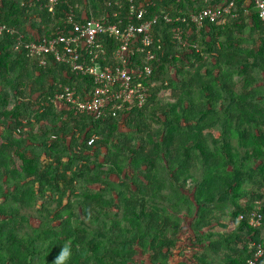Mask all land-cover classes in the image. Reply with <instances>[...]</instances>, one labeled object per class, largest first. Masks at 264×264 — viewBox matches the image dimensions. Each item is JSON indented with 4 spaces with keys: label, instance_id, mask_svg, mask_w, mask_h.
Masks as SVG:
<instances>
[{
    "label": "trees",
    "instance_id": "trees-1",
    "mask_svg": "<svg viewBox=\"0 0 264 264\" xmlns=\"http://www.w3.org/2000/svg\"><path fill=\"white\" fill-rule=\"evenodd\" d=\"M47 1L0 0V24L31 41L70 12L117 10V0H59L51 13ZM134 1H152L164 56L148 101L118 117L57 106L60 85L83 97L91 79L53 59L42 66L0 36V264H53L65 244L68 264H140V254L171 264L186 223L194 252L178 264H247L251 242L264 250V21L251 0L200 29L162 16L219 0Z\"/></svg>",
    "mask_w": 264,
    "mask_h": 264
},
{
    "label": "built area",
    "instance_id": "built-area-1",
    "mask_svg": "<svg viewBox=\"0 0 264 264\" xmlns=\"http://www.w3.org/2000/svg\"><path fill=\"white\" fill-rule=\"evenodd\" d=\"M29 0V6L33 2ZM209 0H204L207 2ZM239 0H225L203 8L187 17L171 19L167 14L162 16L166 23L181 22L186 26L194 25L198 29L205 23L225 25L228 17H236L235 9ZM264 21V0H251ZM59 0H48L43 7L54 13ZM117 10L104 11L99 16H90L81 12L77 17L70 12L61 25L51 26L35 40L25 41L24 35L16 28L5 23L0 24V36H15L14 50L25 52L27 57L35 59L45 66L49 59L67 66L75 75L89 77L92 87L82 97L76 87L60 85L55 94L56 103H65L75 115L87 114L94 119L106 116L118 117L134 108H141L151 97L156 86L154 72L158 69L164 56L161 40L154 36V26L159 15H148L152 1L137 6L134 0L128 1L125 17H121L124 5L120 0L115 3ZM107 2L106 6H110ZM76 5L75 7H77ZM184 30L177 27L174 33L182 46ZM113 42V45H112ZM96 139L92 137L88 144ZM258 204V203H257ZM260 207L250 214L249 225L259 227L263 221ZM253 255L247 264H258L264 256L261 245L251 242Z\"/></svg>",
    "mask_w": 264,
    "mask_h": 264
},
{
    "label": "rangeland",
    "instance_id": "rangeland-1",
    "mask_svg": "<svg viewBox=\"0 0 264 264\" xmlns=\"http://www.w3.org/2000/svg\"><path fill=\"white\" fill-rule=\"evenodd\" d=\"M240 79V77H236L235 80L238 81ZM168 95H165V98H167ZM168 99V98H167ZM228 229L230 230L233 228V224L232 221H230L228 219ZM188 224L186 223L183 232L180 235V243H179V249L175 250L176 256L174 258L171 259V264H178L180 262L183 261H188L189 259H192V255H193V249L190 247L188 248V237L190 236L191 231L188 229ZM224 229L221 227H216V231H223ZM147 255H137L135 257V260L140 263V264H148V260H147ZM189 263V262H188Z\"/></svg>",
    "mask_w": 264,
    "mask_h": 264
},
{
    "label": "clouds",
    "instance_id": "clouds-1",
    "mask_svg": "<svg viewBox=\"0 0 264 264\" xmlns=\"http://www.w3.org/2000/svg\"><path fill=\"white\" fill-rule=\"evenodd\" d=\"M71 257V248L69 244L62 246L61 250L54 258L53 264H68Z\"/></svg>",
    "mask_w": 264,
    "mask_h": 264
},
{
    "label": "crops",
    "instance_id": "crops-1",
    "mask_svg": "<svg viewBox=\"0 0 264 264\" xmlns=\"http://www.w3.org/2000/svg\"><path fill=\"white\" fill-rule=\"evenodd\" d=\"M224 2H225V0H219V2H217V3H218V6L222 5ZM227 20H228V19H227ZM61 104H62L64 107H66L65 103H57V106H61Z\"/></svg>",
    "mask_w": 264,
    "mask_h": 264
}]
</instances>
